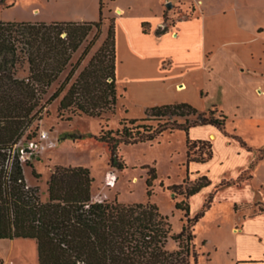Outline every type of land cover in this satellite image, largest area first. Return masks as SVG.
Instances as JSON below:
<instances>
[{"label": "rangeland", "instance_id": "obj_1", "mask_svg": "<svg viewBox=\"0 0 264 264\" xmlns=\"http://www.w3.org/2000/svg\"><path fill=\"white\" fill-rule=\"evenodd\" d=\"M10 3L13 5L6 8ZM167 4H170L169 8ZM232 7L234 0H8L0 6L2 22L100 23L99 31L97 32L95 27L92 28L78 51L80 53H76L77 57L70 61L43 98V102L46 101L58 88L71 67L75 66L86 50L61 96L43 110L41 120L36 122L39 124L38 131L49 132L50 139L56 145L45 149L38 156L31 157L28 162L32 167L23 164L25 180L30 187L38 188L42 202L47 200L46 182L56 167H82L88 169L93 178L91 195L94 200L101 199L108 202L116 200L125 205L147 202L154 204L159 213L167 218L172 233L177 234L186 224V220L183 218L184 213L176 209L175 205L184 200L181 193L205 183L199 178L206 176L211 185L209 183L208 187L196 193L189 204V211L193 217L202 210L204 203L211 197L208 211L194 228L193 243L198 254V264H225L226 249L235 244V234L238 232L236 230L234 233L231 228L236 226L238 216L250 211L248 208L239 210L234 203L251 198L261 199L260 197L264 196L261 195L264 191L250 196L249 188L236 187L247 179L248 175L252 177L250 180L252 185L264 187V99H253L264 98V77H256L254 81L249 80L245 75L238 77L237 75L241 74H237L238 71H231V65H228V70L221 72L215 80L200 82L194 86L198 93L202 91V98H198L195 93L187 95L189 104L199 112L208 114L214 110L215 118H218L221 112L227 118L224 129L220 130L219 138L212 142L211 139L208 140L212 144L211 149L197 145L190 153L192 158L202 159L212 150V158L206 163V168L196 174L193 173L197 171L194 169L196 164L187 161L186 139L192 141L209 139L207 133L210 129L205 126L192 127L187 134L180 130L171 133L167 130L152 142L120 145L119 157L122 169L109 166V151L106 145L97 141L95 137L101 131H111L113 136L117 131L121 132L122 119L144 118V115L140 117L142 112L138 107L139 104L134 99L131 100V95L146 94L137 86H123L120 87L121 90L116 86L121 105L118 100L114 111L104 112L100 119L87 117L78 112L72 113V109L62 111L58 105L70 85L89 62L96 64L94 57L109 30H114V36L118 33L117 43L121 54V18L129 22L141 21L142 30L146 33L153 29L152 23L156 21L154 27L156 32L163 30L169 32L178 21L194 19L197 15L196 9L205 17L212 19L216 14ZM119 9L122 11L121 15L118 14ZM237 13L239 22H244L245 28L256 26L257 29H264V9L260 10L257 6L246 9L238 7ZM261 34L264 39V31ZM171 37L175 38L174 33ZM18 76L22 77L23 74L19 73ZM107 82L109 83L110 79ZM180 85L175 87L177 92L185 90V86L180 87ZM255 87H258L262 95L254 93ZM125 88L127 91L123 93L122 89ZM124 97H126V105ZM195 118L196 116L191 115L187 120L190 123ZM173 122L184 124L185 118L175 116L151 118L137 122L132 127L144 125L155 129L164 123L171 125ZM69 136H74L76 139ZM242 142L249 149H246L247 154L237 151L240 146L244 147ZM228 143L231 144L227 145ZM149 168L155 169L156 177L151 182L149 188L151 195L148 198L145 182ZM108 173H113L115 177L111 186L105 183V176ZM222 180L225 181L221 182ZM177 185L181 187L172 188ZM209 193L211 194L208 195ZM168 247L175 249V244L171 243ZM9 263L38 264L35 243L30 240L1 241L0 264Z\"/></svg>", "mask_w": 264, "mask_h": 264}, {"label": "trees", "instance_id": "obj_2", "mask_svg": "<svg viewBox=\"0 0 264 264\" xmlns=\"http://www.w3.org/2000/svg\"><path fill=\"white\" fill-rule=\"evenodd\" d=\"M6 1L0 0V6ZM93 27L98 32L100 23L0 21V240L34 241L38 264H198L194 228L209 209L211 197L192 218L188 199L209 185L206 176L199 178L205 183L181 193L184 200L175 207L184 213L186 224L177 234L172 233L167 218L154 204L93 202V178L86 168L56 167L46 182L47 200L44 202L40 200L38 188L30 187L25 180L15 147L21 141L37 138L39 124L36 122L41 120L43 110L61 96L86 50L58 88L46 101L43 102V98ZM94 58L96 64L90 61L61 98L60 110L72 109V113L100 119L104 112L116 108L120 95L116 93L113 29L107 32ZM19 73L23 76L19 77ZM214 113V110L208 114L199 112L188 103L152 107L145 110L144 118L122 119V130L114 136L111 131H101L95 139L106 145L109 166L120 170V145L152 142L167 130L187 134L192 127L207 125L223 130L226 116L221 112L215 118ZM191 115L196 118L189 123L187 118ZM173 116L184 117L185 123H164L155 129L144 125L132 127L151 118ZM197 145L212 148L208 140L186 139L187 161L205 163L210 160L212 150L202 159L190 156ZM242 145L245 147L243 142ZM25 165L32 167L28 161ZM32 174L36 176L34 171ZM147 175L145 184L149 198L155 169L149 168ZM179 187L181 185L172 186ZM171 243L175 244V249H169Z\"/></svg>", "mask_w": 264, "mask_h": 264}, {"label": "crops", "instance_id": "obj_3", "mask_svg": "<svg viewBox=\"0 0 264 264\" xmlns=\"http://www.w3.org/2000/svg\"><path fill=\"white\" fill-rule=\"evenodd\" d=\"M253 6L263 10L264 0H234V7L216 14L212 19L205 17L196 9L197 15L194 19L178 21L169 32L161 35H157L154 30L157 21L152 23L153 29L146 33L142 30L141 21L129 22L121 18V54L117 43L118 33L114 36L116 37L115 80L119 89L123 86H137L144 90L146 94L143 96L131 95V100L134 99L139 104L138 107L142 112L140 117L144 115L146 109L152 107L189 104L187 95L190 93L202 98V91L198 93L194 86L200 82L215 80L221 72L228 70V65H231V71H238L237 74H241H238V77L245 75L251 81L256 77H264V39L261 37L264 29H257L256 26L245 28L244 22H239L237 16L238 7L246 9ZM116 26H118L117 22ZM173 33L175 38L171 37ZM78 51L76 53L79 54ZM76 53L71 62L77 57ZM177 85L185 86V90L177 92L175 90ZM257 88L253 89L254 93L262 95ZM122 90L125 93L127 88ZM132 92L134 94L133 90ZM119 100L121 105V98ZM124 102L126 105V97ZM205 127L210 129L207 140L211 139L212 142L219 138V129L209 125ZM246 149L240 146L237 151L247 154L246 151L249 149ZM207 162H193L196 164L194 169H197L193 173L204 170ZM251 178L248 175L247 179L236 187L249 188L250 196L262 193L263 185H252ZM223 181L225 180L221 182ZM209 183L211 185L210 181ZM193 196L188 199V205ZM260 198L234 203L239 210L248 208L250 211L246 213L247 215L238 216L236 226L231 228L233 232L235 230L238 232L235 234V244L226 249L225 264H264V196ZM189 217L192 218L190 211Z\"/></svg>", "mask_w": 264, "mask_h": 264}, {"label": "built area", "instance_id": "obj_4", "mask_svg": "<svg viewBox=\"0 0 264 264\" xmlns=\"http://www.w3.org/2000/svg\"><path fill=\"white\" fill-rule=\"evenodd\" d=\"M56 143L50 139V133L44 130H39L38 136L36 139L29 141H21L15 148L19 154V161L21 164H25L26 161L30 160L33 156H38L47 148H52ZM115 181L113 173H108L105 176V183L107 186H111ZM93 202H102L103 200H94Z\"/></svg>", "mask_w": 264, "mask_h": 264}, {"label": "bare ground", "instance_id": "obj_5", "mask_svg": "<svg viewBox=\"0 0 264 264\" xmlns=\"http://www.w3.org/2000/svg\"><path fill=\"white\" fill-rule=\"evenodd\" d=\"M118 14H119V15L122 14V11H121L120 9L118 10ZM180 89H181V88H180ZM235 232H236V230H235Z\"/></svg>", "mask_w": 264, "mask_h": 264}, {"label": "water", "instance_id": "obj_6", "mask_svg": "<svg viewBox=\"0 0 264 264\" xmlns=\"http://www.w3.org/2000/svg\"><path fill=\"white\" fill-rule=\"evenodd\" d=\"M167 7L169 8L170 7V4H167Z\"/></svg>", "mask_w": 264, "mask_h": 264}]
</instances>
